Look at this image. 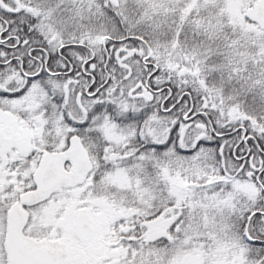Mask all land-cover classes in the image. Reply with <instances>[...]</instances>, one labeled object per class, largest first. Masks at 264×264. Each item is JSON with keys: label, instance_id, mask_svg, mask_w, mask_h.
<instances>
[{"label": "snow or ice", "instance_id": "snow-or-ice-1", "mask_svg": "<svg viewBox=\"0 0 264 264\" xmlns=\"http://www.w3.org/2000/svg\"><path fill=\"white\" fill-rule=\"evenodd\" d=\"M0 264H264V0H0Z\"/></svg>", "mask_w": 264, "mask_h": 264}]
</instances>
